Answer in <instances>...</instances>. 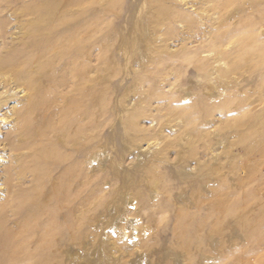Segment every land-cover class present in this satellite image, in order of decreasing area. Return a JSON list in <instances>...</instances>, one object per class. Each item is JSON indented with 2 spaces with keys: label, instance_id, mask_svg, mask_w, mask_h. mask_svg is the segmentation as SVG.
<instances>
[{
  "label": "rangeland",
  "instance_id": "rangeland-1",
  "mask_svg": "<svg viewBox=\"0 0 264 264\" xmlns=\"http://www.w3.org/2000/svg\"><path fill=\"white\" fill-rule=\"evenodd\" d=\"M70 1L0 0V220L26 222L62 181L51 214L81 223L87 248L106 238L109 264H264V0H82L63 12ZM50 7L77 20L47 34ZM84 25L67 55L49 46ZM247 41L261 62L237 69ZM83 66L91 119L60 149L45 126L80 98ZM42 126L65 158L39 179Z\"/></svg>",
  "mask_w": 264,
  "mask_h": 264
},
{
  "label": "bare ground",
  "instance_id": "bare-ground-1",
  "mask_svg": "<svg viewBox=\"0 0 264 264\" xmlns=\"http://www.w3.org/2000/svg\"><path fill=\"white\" fill-rule=\"evenodd\" d=\"M233 1L234 0H232V2ZM81 2H83V1L82 0H71L70 4L68 6H66L67 4L65 6H63L64 7L63 12L67 11V10H71V8H73L74 6L80 5ZM56 3H58V2H56ZM60 4L62 5L61 1H60ZM231 4H229V5H231ZM225 5H227V4H225ZM225 8H228V7H225ZM61 14L62 13H60L59 15H55L54 8L53 7L49 8V10H48V16H49L48 23L50 25H49V29H47V34H50V35L54 34L55 35L57 31L59 32V30L62 28H64V30H65L67 25H69L70 23L75 22L77 20V19L71 20V19L65 18ZM85 32H86V25H84L83 27H79V28L74 29L72 32H70L69 36L64 34L62 36L55 37L53 39V41L49 44V46L50 47H53V46L59 47V49L61 51V52H59V53H61V55H60V58H61V57L68 54V52L70 51L69 49H71V47L78 46L81 43V41H82L81 37ZM90 36H91V34H90ZM82 44H83V41H82ZM250 51L251 50H250L249 41L243 42L239 53H237V58H236V61L234 63V66L237 69L242 68L246 64H251L255 60L257 63L261 62V60L259 59V56L258 55H252V53L250 54ZM45 56L46 55H42V58H44V59L42 60V62L40 61V68L42 71H45L46 77L52 78L53 72L51 69L53 68V65L55 64V61L53 59H50V58L47 59V58H45ZM36 58H38V57H36ZM55 60H56V58H55ZM67 67H68L67 72H66V70H64L62 72H65L66 74L69 75V73H73L74 71H76L75 69L70 68L69 65ZM77 70H79L81 73V75H80L81 79L78 80L77 86H75L74 89L77 92H79L80 98L74 99V100L71 98L70 99L67 98L66 100L69 101V103L71 102L70 103L71 106L67 109H64L62 111V113H59V116H58V119L56 122L52 123L50 126H45V127H47V129H50V131L58 133L61 135V137L59 139H57L58 140L57 146H59L58 148H60V149L67 148V147L71 146V145H69V143H71V141L72 142L74 141L73 143L78 144L80 141L79 140L80 135H81V133H83L81 131L85 127L84 125H86V123L91 119V116L89 115V113L86 110V100H88V96H89V95H87L88 89H86V83H81V81L87 79V76L85 75L87 72V69L83 66ZM68 75H66V76H68ZM31 100H33V99H31ZM32 112H34V111H32ZM24 121L26 122V120H24ZM45 127L42 126L41 128H37L36 132H34L36 134V136L39 138L40 142L38 145L35 144L36 147H35L34 151H35L36 155L34 156V159L32 161L34 163V165H33L31 172L34 171L33 173H35L38 177H40L39 179L45 178V176H47L45 174H47L46 170H47L48 165L50 166L51 164L57 163V161L63 160L65 158V156H63L64 154H61L58 151L56 146H54V145L52 146L51 144H49L47 142L42 143L44 137L46 138L45 134L47 132L46 131L47 129ZM73 143H72V146L75 145V144L73 145ZM20 163H22V161ZM23 163L26 167V166H28V164L30 162H28V163L23 162ZM30 165H31V163H30ZM26 168H28V167H26ZM74 168H67L66 169V174L69 175L71 177V179L74 178L77 173H79V170H81L79 168H75V169ZM24 170H22V171H24ZM39 185H41V184H39ZM39 185L37 184V186H39ZM62 185H64V184L61 181L57 185H55L53 191H51L50 194H48L47 196L43 195V196H45V198H42V200H43L41 202L42 205H41V207H38L36 209L37 212L35 211L37 214H35L30 219H28L26 222L17 223L15 225L12 224V226H10L7 224V221L5 222L4 220H0V264H65L66 262L73 264V263H75V261L77 259L79 260V258H83V259L87 258L88 264H109V261H111L113 255H111V251H108L105 248V246L107 247L106 243L108 241V240L106 241V238H104V240L101 238L102 240H98L97 243H95L93 245L87 242V244H90V246L87 248L85 245L86 239L84 237L79 236L80 234L78 233L79 232V226L81 223L78 222V223H76L75 226L73 224V227L69 226V228H63L62 225L59 222H57L54 215L51 214L52 212H50L51 210L49 208V207H51V205L49 206L48 201H50V199L57 197V195L59 193V189ZM26 193H25V195H26ZM33 195H34V198H37L39 196V191L36 189ZM39 198H41V197H39ZM24 201H26V200H24ZM27 201H29V200H27ZM31 202H30V204H31ZM23 204H24V202H23ZM26 204H28V203H26ZM1 206L3 207V204L2 205L0 204V216H2L3 213L5 212L4 211L5 207L1 208ZM245 206H243L241 210H243L245 208ZM32 208H33V205H32ZM21 209H22V207H21ZM9 212L12 213V209L9 210ZM14 212H16V211H14ZM43 214H45V215H43ZM5 215H10V213L9 214L5 213ZM12 216L14 217V215H12ZM12 216H8L7 219L9 217H12ZM19 216H21V215H19ZM239 217L242 219V222H246V213L245 212L242 213V211H240ZM25 219H26V217H25ZM10 220L12 221V218ZM65 222L68 223V220L65 219ZM64 230H65V233L68 232L71 235L69 241L68 240L63 241L62 239H59V236L61 235V233ZM64 238H65V236H64ZM109 240H111V239H109ZM110 245H111V242H110ZM75 248H77V249L74 250ZM113 258H114V256H113ZM115 260H116V258H115ZM120 262H121V260H120ZM66 264H68V263H66Z\"/></svg>",
  "mask_w": 264,
  "mask_h": 264
}]
</instances>
